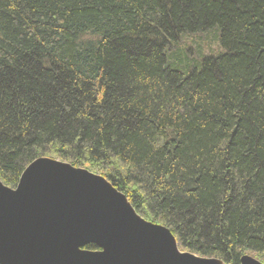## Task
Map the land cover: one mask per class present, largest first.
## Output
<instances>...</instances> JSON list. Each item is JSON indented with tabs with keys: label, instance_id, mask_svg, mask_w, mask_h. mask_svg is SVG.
Wrapping results in <instances>:
<instances>
[{
	"label": "trees",
	"instance_id": "16d2710c",
	"mask_svg": "<svg viewBox=\"0 0 264 264\" xmlns=\"http://www.w3.org/2000/svg\"><path fill=\"white\" fill-rule=\"evenodd\" d=\"M215 27L224 51L176 68ZM41 156L105 176L183 250L264 261V0H0V179Z\"/></svg>",
	"mask_w": 264,
	"mask_h": 264
},
{
	"label": "water",
	"instance_id": "95a60500",
	"mask_svg": "<svg viewBox=\"0 0 264 264\" xmlns=\"http://www.w3.org/2000/svg\"><path fill=\"white\" fill-rule=\"evenodd\" d=\"M0 264L231 263L181 250L105 176L41 156L15 187L0 179ZM240 264L264 263L244 254Z\"/></svg>",
	"mask_w": 264,
	"mask_h": 264
},
{
	"label": "rangeland",
	"instance_id": "374dc122",
	"mask_svg": "<svg viewBox=\"0 0 264 264\" xmlns=\"http://www.w3.org/2000/svg\"><path fill=\"white\" fill-rule=\"evenodd\" d=\"M180 47L185 48L177 53V65L178 69L186 71V69L181 68L182 64L187 65L190 69L197 67L194 65L197 60H201L203 57L209 54H218L219 51H224L220 43V29L215 27L214 29L207 30L199 33L183 34L180 39ZM175 47L171 48V51H175ZM201 64V61H200ZM199 64V66H200ZM190 65V66H189ZM90 170V169H89ZM183 250V249H181ZM185 251V250H183ZM187 251V250H186ZM252 255V254H250ZM254 256V255H252ZM256 257V256H254ZM258 258V257H256ZM259 259V258H258ZM264 263L263 260L259 259Z\"/></svg>",
	"mask_w": 264,
	"mask_h": 264
}]
</instances>
